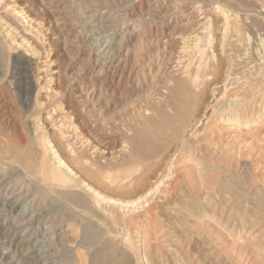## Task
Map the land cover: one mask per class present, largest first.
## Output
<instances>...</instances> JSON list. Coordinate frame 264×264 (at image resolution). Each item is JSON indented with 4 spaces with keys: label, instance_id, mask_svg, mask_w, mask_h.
Wrapping results in <instances>:
<instances>
[{
    "label": "rangeland",
    "instance_id": "1",
    "mask_svg": "<svg viewBox=\"0 0 264 264\" xmlns=\"http://www.w3.org/2000/svg\"><path fill=\"white\" fill-rule=\"evenodd\" d=\"M170 1H172V3H170ZM25 2L31 5V8L36 6L35 0H26ZM51 3L52 8L60 13L58 19L60 18V22H63V29L56 31V35H59L61 42L64 40L65 44L68 43L67 45H69L67 46L69 48H66L56 44L52 47V50L51 48L48 50V52L55 55L54 58L57 60V63H54L55 67H58V63L63 66L62 73L64 76L62 79L64 80H61L62 84L68 79L69 83L66 87L74 90L75 87L73 85H75L76 81H74L73 72L78 73L81 69L80 67L89 66L91 70L90 73L92 75L94 74L93 76L98 80L101 79L100 81L103 87L111 91V93L109 91V94L114 97L113 100L123 96L116 100L119 101L117 104L119 107L116 105V109L112 108L110 113H108V115L112 116L111 121L116 120L117 122L125 121L126 116L134 112V108L137 109V107L140 106L139 109H141L144 107L143 104L146 106L144 102L147 99L146 95H153L152 93L154 92H152V90H154L155 87L150 86L151 77H147V74L141 75L142 79L140 78V81H136V83L132 81L134 76L131 79L123 77V82H121L122 85H119L118 79L121 77L124 67L115 68L116 71L112 69L110 73L105 76L97 72V70H94L95 64L92 63V65L89 59L92 55L95 56L93 48L98 44V41L101 43L106 42V39L107 41H112L116 34L117 36L115 37H120L124 36L126 32L129 33V31H131L135 38V41H132L135 42L134 46L133 43H131V48L137 45L136 49H138L130 50L131 53H138L140 57L142 56L141 54H143L141 57L142 61L139 62V65L151 64V61L154 62L158 56L165 62L160 65L157 64V66L154 65L155 68H159L160 70L159 74H161L160 76L162 77L160 87L163 86L161 87L163 89L166 86L163 80L174 75L173 69L176 66L175 64L180 61L179 55L175 53L176 57L175 55L173 56L175 58L174 62L177 61L173 64L175 66L171 65V68L167 64L169 61L167 59L170 58L169 54L171 56V54L174 53L171 51L173 50L171 43L174 37L177 35L179 36L180 33H185L181 24L185 25V22L193 23L195 16H199L198 18L204 16L201 11L196 15L192 14L191 9H188L182 1L177 0H51ZM69 3L72 4L70 5ZM104 8H107L110 17L109 22L104 25V27L106 26L107 28H104L103 25L100 24V16ZM204 8L202 11L204 10V13L210 15L208 17H210L212 25L214 24L213 31H215L216 34V30L220 29L219 26L221 25L222 28L224 25L222 16L220 14H218V16L216 15L217 12L214 2L207 4ZM74 11L75 13L76 11L79 12L75 14ZM255 14L257 15V13ZM0 15V18L3 17L2 10H0ZM82 21L83 23L79 25ZM249 21V19H246L245 22L243 21V24L241 23L242 28L244 27L247 29L245 30L243 28L242 34H244V36L242 34L239 36H242V39L245 40L244 37L254 31L253 33L256 34V42L246 43L245 41H241L242 39L239 40L242 43L238 42L237 39H239V36H233L232 38L233 31L231 30L229 32V41L227 40L228 46H226L224 55H220L217 50L219 33L215 35V40H212V44L209 43L210 41H206L203 38V40L199 38L195 43L200 50L202 49V55L198 51L195 55L192 54V58L190 59L193 60L197 58L196 61L202 59L201 61L204 62V65L206 67L213 66L214 71L211 76H208L207 82L201 83L196 88L195 97H192V99L184 97L185 99H183L176 91L177 94L174 92L176 95L173 94L174 99H172L175 104H173L174 102L171 100L172 106L169 110L165 105L163 106L166 108L160 107L162 105L155 106L157 112L160 111L165 116L160 115V112L157 113L158 118L156 120L145 121V123H150L146 124L148 126L145 124L144 126L143 124L141 125L144 121L140 123L136 122L137 125L136 123L132 124L136 139H140L139 141L141 142H138L139 149L143 146L146 147L145 150L142 148L141 151L144 153L146 151L148 152L145 154H155L157 160L162 161L159 162L160 166H158L159 168L155 170L153 175L142 178L139 181L141 182L140 184L136 182L132 188L124 191V193H126L125 195L124 193H116L98 182L94 183V186L100 191H104L107 194L110 192L108 195H113L115 197L121 196L120 198L125 200L126 198L132 200L135 199L136 196L142 195L143 190L150 185L156 184L157 186L160 184V181H164L160 191L157 193L156 204L152 203L148 208L150 209L149 212H146V210L140 215L136 214L132 216V218L130 217L131 219L128 218V224L123 225L120 223L118 225V229L121 230L119 231L120 234L122 233L123 237L127 236L133 243H131V247H133L132 251H134L132 253V264H264V41H261V39L264 40V23H261L260 20H255V23L252 22V27H249ZM94 25L96 28L93 27ZM84 28L86 31H84ZM87 28L90 30L88 31ZM197 28H199L200 32L202 31L201 34L207 32L205 29L207 27L198 26ZM6 29V26L5 29L2 28L4 31H2V37L0 36V38L4 44L7 45L8 50L12 49V51H10L15 53L17 49L12 46H15L12 37L8 36L5 38L8 33ZM126 29L127 31H125ZM144 29L146 34L143 33ZM59 31H62L60 32L62 35L58 34ZM90 31L94 34H91ZM167 31L169 33H167ZM75 33L77 35H75ZM87 33L89 34V39H91L89 40L90 42L87 40ZM18 38L19 37H16L17 42H19ZM235 40H237L238 44H236L237 42ZM10 45L12 47H10ZM57 46H59V48ZM86 46L88 47L87 49H85ZM113 50L114 51L110 49L108 57L117 54L119 51L114 48ZM154 56L157 57L155 58ZM199 56L201 59L198 58ZM69 58L71 61H69ZM176 58L178 60H176ZM47 60L50 61V59ZM1 66L0 70L2 68ZM134 66L135 64L129 65L131 68ZM66 69L69 71V74L65 72ZM164 71L166 74L165 78L163 76L165 75L163 73ZM170 72H173V75L170 74ZM3 74H6V70L2 69L0 79ZM113 75L115 79H113ZM47 81L48 84H51L50 78H48ZM147 85L149 90L147 89ZM13 88L14 86H11L6 80L0 83V121L3 119L1 123L5 128L12 129L11 131L19 129L25 124L33 125L40 117V115L39 117L34 116L30 114V112L26 115L23 112V108L21 107L22 104H20V100L16 97ZM133 90L136 91L134 92ZM144 90L146 91L144 92ZM164 90H162V92H165ZM135 93L137 98L135 97ZM198 93L200 97H202L201 99L197 95ZM141 98L145 100H141ZM179 98L181 101H179ZM136 99H139V102ZM148 99L146 100L147 103ZM182 100H184V104L181 103ZM198 100L201 103H199ZM131 101L134 103H131V106H133L132 109L129 106ZM134 101H136V103ZM186 102L189 105L186 104ZM1 103L3 104L1 105ZM124 105H126L125 110L123 109ZM135 105L137 107H135ZM120 106H122V109ZM173 106L177 108V110H175ZM120 109L124 111H120ZM186 109L189 110L187 117L190 116V119L188 118L189 120L185 119V121H183L181 114L183 115L186 113ZM119 112L120 115L118 114ZM125 112L129 114L126 115ZM45 116V113L42 114V119ZM120 116L122 119L118 120ZM179 119L183 123L180 124ZM231 120H234V122H231ZM9 121L10 126L8 123ZM155 121H157V125H155ZM6 123L8 124L6 125ZM13 123L15 127H13ZM192 126L194 128H192ZM138 128L139 131L142 130L143 133H139ZM178 128L180 130H178ZM189 131L192 134L189 133ZM50 134H53L52 131ZM140 134L141 136H139ZM156 134L158 135L157 138H155ZM143 143L144 145H142ZM145 144L149 147L147 148ZM157 146L162 149L160 150ZM161 152L163 154H161ZM1 160L3 162L0 163V166H4L0 170V264H70L68 263L70 261H72V264H93L91 253L94 250V245L103 237V230L99 225V221L97 225V222L95 224V222L87 220V222L90 223V227H86L81 221L77 219V221L72 220L64 224L65 232H63L58 239H55L52 231L50 232L48 230L49 221L50 219L55 220L57 217L68 214L67 207L59 203L54 197L48 198L46 201H38V199L35 198V190L36 187H38L37 183L33 182L34 180L32 179H26V182L24 181L22 183L17 182L19 175H21L19 171L11 167L9 164L10 160L0 158V161ZM167 166L168 168L173 166L170 178L166 177L169 171L168 168H166ZM161 167L165 168L161 169ZM16 173H19L18 176H14ZM156 176L158 180L160 178L159 181L155 179ZM151 178L155 182H158L152 183L153 180ZM150 179L152 180L151 182ZM149 183L150 185L148 186ZM143 187H145V189H142ZM31 194L34 195V197L31 196ZM64 210L66 212H64ZM20 218L24 219V224L20 221ZM14 221H16V223ZM126 227H128V229H124Z\"/></svg>",
    "mask_w": 264,
    "mask_h": 264
},
{
    "label": "bare ground",
    "instance_id": "2",
    "mask_svg": "<svg viewBox=\"0 0 264 264\" xmlns=\"http://www.w3.org/2000/svg\"><path fill=\"white\" fill-rule=\"evenodd\" d=\"M25 1L24 0H0V10H2V12H3V17L0 18V30H1L0 36L2 37L1 33H2V31H4V30H2V28L5 29V26H6V28H7L6 31L8 33L5 36V38L8 36L12 37V40L15 42V46L12 44L11 45L13 47H16V49H17L15 53L11 52L12 49H10L11 51L8 50L7 45L4 44V42L0 38V64L2 65V66L0 65L2 67L0 70V73H2V69L6 70V74L5 75L3 74V76L1 77L0 80L2 82L4 80H6L11 84V86H14L13 91L15 92L16 97H18V99L20 100L21 103L20 102L19 103L22 104V106H21L23 108L22 110L26 115L30 112V114H33L34 116H38V117L40 115V117H39V119H37V121L35 123L33 122L34 123L33 125L25 124L21 128L13 130V131H11L12 129L10 130V129L5 128V126H3V124L1 123L3 119H1V121H0V156L1 157L0 158L10 160L9 164L11 165V167L15 168L19 171V173L21 175H19V179L17 180V182L22 183L26 179H32V180H34L33 182L37 183L38 187H36V190H35L36 191L35 198L38 199V201L39 200L46 201L48 198L54 197L55 199H57V201L59 203H62L63 205H65L67 207V210H68L67 213L68 214H65L62 216L59 215L60 217L55 218V220L50 219V221H49L48 230L50 232L52 231L55 239H58L63 234V232H65L64 224H66L72 220L77 219V220L81 221V223L84 224L86 227H90V223L87 222V220H90V222L93 221V222H95V224L97 222V225H98V221H99V225L103 230L102 231L103 237H101V239L97 242V244L94 245V248H93L94 250L91 253L93 264H132L133 263L132 262V253L134 251H132L133 247H131V245L133 243L127 238V236L123 237L122 233L120 234L119 231H121V230L118 229L119 228L118 225L120 223H122L123 225L128 224L127 223L128 218H130V217L132 218V216H135L136 214L140 215L142 212H145L146 210H147L146 212H149L150 209H148V208L152 205V203H155V201L157 200V195H158L157 193L160 191L161 185L164 184V181L163 180L160 181V184H158L157 186H156V184L151 186L149 183L148 186L149 185L150 186L148 188H146L147 190L145 189V187H143L142 189H145V190H143L142 195H140V193H141L140 192L139 193L140 196H138V197L136 196V198L134 196L135 199L130 198L132 200H128V198H126V200H125L123 198H120L121 196L115 197L113 195H108L110 192L107 194L103 191L104 192L103 193L96 186H94V183L98 182V183L102 184L103 186H105L106 188H108V189H110L116 193L122 194L127 189L132 188V186L136 182H139L142 178H145L147 176L149 177L150 175H153L155 170L157 168H159L158 166H160L159 162H162V161H158L157 156L155 154H145L148 152L146 151L144 153L141 151L142 148H144V150H145L146 147L140 146L141 149H139V143L138 142H140L139 141L140 139H136V136H135L136 134H135V131L133 129L134 127L132 126V124H135L136 122L140 123L141 121L142 122L144 121V123H141V125L143 124V126H144V124L145 125L150 124L147 122L145 123V121L156 120L158 118L157 113H159L160 111L157 112V109H155V106L156 105H162L160 107H162V108L168 107L167 109L169 110V108L172 106L171 100L174 99L173 94L176 95L177 93H179L180 96L183 97V99H185L184 97H186L188 99H190V98L192 99V97H195L196 96V88L201 83L207 82L208 76H211L212 72H214L213 66L212 67L211 66L206 67L204 65V62L201 61L202 59L200 58V56L202 55L201 54L202 49L200 50V48H198V46H196L195 43L199 40V38L200 39L203 38L204 40L210 41L209 43H211L212 40H215V35L219 33L217 50L219 51L220 55H224L226 46H228L227 40H228V38H230L229 32L231 30L233 31L232 32V34H233L232 38H233V36L238 37L239 35L242 34V29L244 28V27L242 28L241 23L243 24L246 19L250 20L249 21L250 22L249 27H252V22L255 23L256 22L255 20H260L261 23H264L263 0H177V1H182L188 9H191L192 14L196 15V14H198V12L201 11L202 15H204V16H202V18H198L199 16L198 17L195 16L193 23L185 22L186 23V24L184 23L185 25L181 24L183 27V30H185V33H183V34L180 33V35L179 36L177 35L176 37H174V33H173L174 39L171 43L173 50H171V49H169V50L173 51L174 53L171 54V56L169 54L170 58L167 59V60H169L167 62V64L169 67H171V65H173L177 62V61L174 62L175 58L173 56L175 55V53L179 55L180 61L175 64L176 66L173 65V66H175V68L173 67L174 68L173 69L174 75L172 74L173 72L172 73L170 72V74H172L173 76L163 80V83H166L165 84L166 86L163 89L161 88L163 86L160 87V83H162V80H161L162 77L160 76L161 74H159L160 70H159V68L157 69L154 67V65L157 66V64L160 65L161 63H163L164 62L163 59L160 56H158V57L156 56L157 58L154 56L156 59L154 60V62L151 61V64L147 63V65L146 64L139 65V62L142 61L141 57L143 56V54H141L142 56L140 57V54L138 55V53H136V54L131 53L130 50L136 49V47H137V45H136L134 48H131V43H133V46L135 43V42H132V41H135L134 40L135 38H134L133 33L131 31H129V33L126 32L124 34V36H120V37H115V36H117V34H116L112 41L109 40L110 42L107 41V39H106V42H104V43H101L100 41H98V44L93 48V50L95 51V56L92 55L90 57V59L88 58L91 64L92 63L95 64L94 70H97V72L102 73L105 76V75H108L110 73V70H112V69L124 67L122 74H121V77L119 79L117 78L119 85H122L121 82H123L122 81L123 77L131 79L134 76V79L132 81H134L136 83V81H140L141 75L143 76V75L147 74V77H149V76L151 77V80H150L151 82L149 81L150 86L155 87L154 90H152V92H154V93L151 92L153 95H151V94H150L151 96H149V94L146 95L147 99L149 97L148 103L146 101L147 99L145 100L144 98L143 99L141 98V100H145L144 102L146 103V106H145V104H143L144 107L139 109L140 106L138 105L139 107H137L135 105V107H137V109H139V110L134 108L133 109L134 112L131 113V111H130V113H131L130 115H127L129 113L125 112L127 116H126L125 121H122V122H117L116 120L111 121L112 116L108 115V113H110V110L112 108H115V106L118 104L119 101H116V100L122 98L123 96L118 97V99L116 98L113 100L114 97L109 94L110 90L105 89L103 87V84L100 81L101 79L98 80L97 78H95L93 76L94 74L92 75L90 73L91 70L89 69V66L88 67H80L81 69L79 70L78 73L73 72L74 73V75H73L74 81H76L75 85H73L75 87L74 90L68 89L69 87L68 88L66 87L69 83L68 79L66 81H64V83L62 84L61 80H64V79H62L64 76L62 73L63 66H61L60 63H58L59 64V65L57 64L58 67H55L54 63H57V60L54 58L55 55L53 53L48 52V50L50 48L52 50V47L55 46L56 44L59 46H64L66 48H69V47H67V46H69V45H67L68 43L65 44L64 40H62V42H61V38L59 37V35H56V31H58L59 29L60 30L63 29L62 28L63 22L61 23L60 22L61 19L60 18H59L60 20L58 19L60 13L55 11V9L52 8L51 0H35L36 6H33L32 8H31V5H28V3ZM211 2H214L215 10L217 12L216 15L218 16V14H220L222 16V20L224 22V25L222 26V28L220 25L219 26L220 29L216 30L217 31L216 34H215V31H213V25L214 24L212 25L211 19H210V17H208L210 15H207L206 13L203 12L205 10L204 7L207 6V4H210ZM170 3H172V1H170ZM203 8H204V10L202 11ZM77 12H79V11H76V13ZM213 12H214V10H213ZM74 13H75V11H74ZM255 13H257V15ZM175 16H177V15H175ZM182 17H183V15H182ZM72 19H74V18H72ZM100 19H101L100 24L103 25V27L106 23L109 22L110 17H109V14L107 12V8H104L103 12L101 13ZM81 20H83V19H81ZM249 22H247V23H249ZM82 23H83V21L81 23H79V25ZM175 23H176V21H175ZM176 26H177V24H176ZM198 26L199 27L203 26L204 28L207 27V28H205L207 32H204V34H201L202 31L200 32L199 28H197ZM93 27L96 28L95 25ZM74 28H75V26H74ZM85 28H84V31H86ZM104 28H107V27L105 26ZM130 28H131V26H130ZM81 29H82V27H81ZM252 29H254V28H252ZM89 30L90 29H88V31ZM125 31H127V29ZM60 32H62V31H59L58 34H60ZM120 32H121V30H120ZM253 32L246 35L244 37L245 40L242 39V36H239L238 37L239 39H237L238 42H241V41H243V42L245 41L246 43L247 42L248 43L256 42V39H255L256 34ZM102 33H104V32H102ZM122 33H123V30H122ZM143 33L146 34L145 29H144ZM165 33H166V30H165ZM167 33H169V32L167 31ZM91 34H94V33L91 32ZM106 34H108V33H106ZM60 35H62V33ZM75 35H77V34L75 33ZM242 35L244 36V34H242ZM86 36L88 37L89 34L87 33ZM93 36H95V35H93ZM16 37H19L18 38L19 42L16 41ZM92 38H94V37H92ZM87 40L89 41L91 39H89V37H88ZM169 40H170V38H169ZM237 40H235V41L237 42ZM239 40H241V41H239ZM261 41H264V40L261 39ZM5 42L7 43L6 40H5ZM238 42L236 44H238ZM88 43H87V45H88ZM11 45H10V47H12ZM59 46H57V47L59 48ZM139 46H140V44H139ZM87 48L88 47L86 46L85 49H87ZM113 48L117 51L119 50L118 53L108 57V55H109L108 53H109L110 49H112V51H114ZM197 48H198V50H197ZM147 49H148V47H147ZM136 50H138V49H136ZM150 50H151V48H150ZM123 51H124V53H123ZM153 51H154V49H153ZM198 51L201 54L198 57L199 59H201L200 61H196L197 58L196 59L194 58L195 53ZM145 52H146V50H145ZM73 53H76V52H73ZM192 54H194L193 60L190 59V58H192L191 57ZM146 55H148V54H146ZM58 56H60V55H58ZM225 56H226V54H225ZM175 57H176V55H175ZM222 57H224V56H222ZM70 58H69V61H71ZM83 58H81V59H83ZM47 59H50V61H48ZM149 59H150V57H149ZM260 59H261V57H260ZM176 60H178V59L176 58ZM206 60H207V58H206ZM165 61H166V59H165ZM82 64H84V63H82ZM131 64L132 65L135 64V66L132 68L129 67V65L131 66ZM114 71H116V69ZM161 71H162V68H161ZM165 71H166V69H165ZM165 71L163 72L164 74H165ZM65 72L66 73L68 72V74H69V71H67V69ZM263 72H264V70H263ZM119 73H120V71H119ZM163 76L165 78L166 74ZM48 78H50L51 84H48V81H47ZM113 79H115L114 75H113ZM1 81H0V83H1ZM145 81H146V79H145ZM106 85H107V83H106ZM123 86H125V85H123ZM133 88H134V86H133ZM147 89H148V85H147ZM174 89H176V90H174ZM162 90H164L165 92H162ZM72 91H73V93H72ZM124 91H125V88H124ZM145 91L146 90H144V92ZM176 91H177V93H176ZM110 93H111V91H110ZM144 95H145V93H144ZM197 95L199 96L200 99L202 98V97H200L199 93ZM129 96H131V95H129ZM136 96L137 95L135 93V97ZM207 96H208V94H207ZM203 97H204V95H203ZM139 99L138 100L136 99V100L139 102ZM132 100H133V96H132ZM179 101H181L180 98H179ZM183 101L184 100H182V102H181L182 104H184ZM134 102L136 103V101H134ZM141 102L144 103L143 101H141ZM169 102H170V104H169ZM198 102H199V100H198ZM131 103L132 104H134V103L132 101L129 103L130 104L129 106L132 109L133 106H131L132 105ZM194 103H195V101H194ZM199 103H201V102H199ZM2 104L3 103H1V105ZM173 104H175V102ZM186 104H188V103L186 102ZM163 105H165L166 107ZM121 107L122 106H120V108ZM178 107H179V105H178ZM200 107H202V106H200ZM125 108H126V105L123 106L124 110H125ZM173 108H175V107L173 106ZM121 109H120V111H124ZM127 109H128V107H127ZM188 109H189V107H188ZM188 109H186V113H184L183 115L181 114L183 121H185V119H188L190 117V116L187 117V113L190 110V109L189 110ZM164 110H166V109H164ZM175 110H177V108H175ZM196 111H197V109H196ZM44 113L46 116L42 119V114H44ZM118 114L120 115V112ZM166 114H168V113H166ZM114 115H113V117H114ZM160 115L165 116L161 112H160ZM173 115H175V114H173ZM4 117H5V115H4ZM120 117L118 120L122 119V117L121 118ZM171 117L174 118L173 116H171ZM13 118H14V116H13ZM5 119H7V118H5ZM161 120H162V118H161ZM4 121H6V120H4ZM29 121H31V120H29ZM157 121H155V125H157L156 124ZM123 122H124V124H123ZM132 122H134V123H132ZM162 122H163V120H162ZM231 122H234V120H231ZM8 123L10 126V121ZM8 123H6V125ZM181 123H183V122H181V120H180V124ZM186 123H187V120H186ZM164 124H165V122H164ZM176 124H178V123H176ZM136 125H137V123H136ZM16 126H18V125H16ZM146 126H148V125H146ZM13 127H15V124ZM136 127H135V129H136ZM138 127H139V124H138ZM183 127H184V125H183ZM9 128H11V127H9ZM192 128H194V127L192 126ZM142 129H143V127H142ZM155 129H156V127H155ZM178 130H180V129L178 128ZM51 131L53 133L52 135L50 134ZM138 131H139V128H138ZM157 131H158V129H157ZM140 132L143 133L142 130L139 131V133ZM139 133H137V134H139ZM154 133H156V132H154ZM189 133H191V132L189 131ZM139 136H141V134ZM157 136L158 135L156 134L155 138H157ZM146 137H148V136H146ZM145 142H146V140H145ZM144 143L142 145H144ZM158 143H159V141H158ZM180 144H181V142H180ZM154 146H156V145H154ZM148 147L149 146H147V148ZM159 149L161 150L162 148H159ZM161 154H163V153L161 152ZM2 162L3 161L1 160L0 163H2ZM168 165H169V163H168ZM3 166L2 165L0 166V170L2 169ZM165 166H166V164H165ZM172 167L173 166H170L169 168H168V166L166 167L169 170L168 174L166 172H164L165 174H167L166 175L167 178H170V176H171V172L173 169ZM163 168H165V167H163ZM163 168L161 167V169H163ZM161 172H162V170H161ZM18 174L16 173L15 175L14 174H12V175L18 176ZM165 174H164V176H165ZM157 176L155 177V179H157ZM161 176H162V173H161ZM151 179H150V182L153 180V179L152 180ZM159 180H160V178H159ZM164 180H165V178H164ZM158 181H156V182H158ZM153 182L156 183L154 180L152 181V183ZM140 183L141 182H139V184ZM33 185H34V183H33ZM21 186H22V184H21ZM9 187H10V185H9ZM17 187H18V185H17ZM136 187H137V185H136ZM139 187H140V185H139ZM146 187H147V185H146ZM32 190H33V188H32ZM20 192H22V191H20ZM25 194H24V197H25ZM32 194H31V196L34 197V195H32ZM125 194L126 193H124V195ZM29 201H31V200H29ZM36 205H37V203H36ZM64 212H66V211L64 210ZM20 221L23 222L24 219L20 218ZM14 222L16 223V221H14ZM23 224H24V222H23ZM28 224H30V223H28ZM32 225H34V224H32ZM71 227H72V224H71ZM124 229H128V227H126ZM57 232H60V233H57ZM81 239H83V238H81ZM55 249H56V247H55ZM37 252H39V251H37ZM53 255H54V253H53ZM50 258H52V257H50ZM70 260H71V258H70ZM64 262H65V260H64ZM71 262L72 261H70L68 263L72 264Z\"/></svg>",
    "mask_w": 264,
    "mask_h": 264
}]
</instances>
